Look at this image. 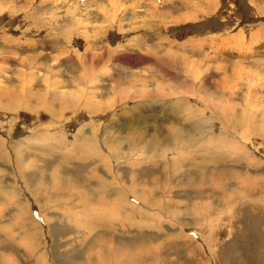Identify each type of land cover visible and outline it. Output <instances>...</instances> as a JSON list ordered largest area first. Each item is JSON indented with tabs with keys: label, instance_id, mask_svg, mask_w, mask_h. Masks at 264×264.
Here are the masks:
<instances>
[{
	"label": "rangeland",
	"instance_id": "374dc122",
	"mask_svg": "<svg viewBox=\"0 0 264 264\" xmlns=\"http://www.w3.org/2000/svg\"><path fill=\"white\" fill-rule=\"evenodd\" d=\"M60 139L99 152V169L60 163ZM55 168L60 185L88 171L107 185L58 194ZM128 251V264H264V0H0V264Z\"/></svg>",
	"mask_w": 264,
	"mask_h": 264
},
{
	"label": "bare ground",
	"instance_id": "6f19581e",
	"mask_svg": "<svg viewBox=\"0 0 264 264\" xmlns=\"http://www.w3.org/2000/svg\"><path fill=\"white\" fill-rule=\"evenodd\" d=\"M229 45V44H228ZM150 51V50H149ZM157 51L158 50H155V51H153V54H154V56H156L157 55ZM166 52V51H165ZM167 54H170V56H172L173 58H174V56H173V54H171V53H167ZM169 56V55H168ZM165 57V56H164ZM169 58V57H168ZM160 61V60H159ZM53 68L54 69H56L57 68V66H53ZM60 75L59 74H57V77L58 78H60L59 77ZM61 79V78H60ZM58 82H60V84L61 83H63V81H62V79L61 80H57ZM75 82H76V85H79L78 87H81L82 89H87L88 88V86L86 87L85 85H83L77 78L75 79ZM63 84H65V83H63ZM87 85V84H86ZM67 86V85H66ZM56 87V86H55ZM161 87V86H160ZM192 87V86H191ZM147 90V89H146ZM190 90H191V88H190ZM147 92V91H146ZM189 92V91H188ZM49 93V92H48ZM149 93V92H148ZM49 94H51V92L49 93ZM68 93H64V96L65 97H63V96H61V97H59V99H58V97H55V95H51L50 97H48V99H44L42 102H41V104H43V106L45 107V111L48 113V114H52L53 112H54V106H55V103L58 101V100H60L61 101V104L64 106V107H66V105H68V103H69V100H66V98L67 97H69L70 96V94H68ZM87 94H91V93H87ZM190 93H188V95H189ZM147 95V94H146ZM163 95V94H162ZM193 95H195V94H193ZM30 96V95H29ZM72 97H73V95H71ZM133 96V95H132ZM81 97V96H80ZM157 97H159V96H157ZM68 99V98H67ZM160 99V98H159ZM165 99V98H164ZM85 100V99H84ZM87 100V99H86ZM80 102V101H79ZM85 102V101H84ZM83 102V103H84ZM167 102V101H166ZM178 102V101H177ZM109 103V102H108ZM72 104H74V102L72 103ZM88 104V103H87ZM111 104V103H110ZM77 105V104H76ZM81 105V104H80ZM20 106V105H19ZM42 106V107H43ZM84 106H85V104H84ZM171 106V105H170ZM61 107V106H60ZM76 107H78V106H76ZM83 107V106H82ZM172 107V106H171ZM170 107V108H171ZM180 107V106H179ZM70 108H71V106H70ZM72 109V108H71ZM75 109V108H74ZM91 109V108H90ZM186 109V108H185ZM77 110H78V108H77ZM83 110V109H82ZM94 110V109H93ZM99 111V110H98ZM39 112V111H38ZM68 112V111H67ZM87 112V111H86ZM95 112V111H94ZM69 113V112H68ZM84 113V112H83ZM59 114V113H58ZM76 114V113H75ZM82 114V113H81ZM90 114V113H89ZM101 114V113H100ZM79 115H80V113H79V111H78V113L76 114V115H73V118L72 119H79L80 117H79ZM56 116V115H55ZM63 116V115H62ZM64 117V116H63ZM78 117V118H77ZM60 119V118H59ZM67 119V118H66ZM65 119V120H66ZM192 120H193V117H192ZM195 121V120H194ZM78 122V121H77ZM191 122H193V121H191ZM68 123V122H67ZM195 126V125H194ZM197 128V127H196ZM196 130H195V127H193V129H192V131H190V133H194ZM76 132V131H75ZM86 132V131H85ZM81 133V132H80ZM84 133V132H83ZM203 133H206V131L205 130H203ZM41 134H43L42 132H41ZM56 134V133H55ZM192 135H194V134H189L188 135V140L190 141L189 143H191V145L193 144V142H191L192 140H194V137L192 138ZM59 136V135H58ZM55 137V136H54ZM77 137V136H76ZM48 138L47 137H45V138H43L42 140H41V142H40V144L39 145H36L37 147H39L40 146V149H42V150H46V152H48L49 151V149H47L48 148V146H47V142H44L43 140H47ZM195 139H196V136H195ZM222 139V138H221ZM219 140V139H218ZM32 141V140H31ZM57 141V140H56ZM63 141V142H62ZM213 141V140H212ZM27 142V141H26ZM214 142H215V140H214ZM216 142H217V140H216ZM220 142V141H219ZM218 142V143H219ZM5 142L3 141V144H4ZM28 143V142H27ZM59 143V146L58 147H60V148H58L59 150H61V149H63L65 152H63V155H61L59 158V162L60 163H62L63 165L65 164V163H67L66 165H68V164H70V162H72V161H74L73 159L74 158H76L78 161H80V162H82V163H90V164H92V165H90V168H91V170L93 171V170H98L99 168H98V166H97V164H99V161H100V159H102L103 157H102V155H100V153L99 152H96V153H94V154H89V155H85V154H82V152H80V150L79 151H77L75 154H76V157L74 156L75 154H70V152H72L73 151V149L71 148V146H70V144H69V142L68 141H66V139H60V142H58ZM61 143H64L63 144V146L61 147ZM207 143V142H206ZM212 142H210V143H208V147H210V144H211ZM82 144V143H81ZM28 145H29V143H28ZM179 147H181V149H184V147H183V144L182 143H180L179 145H178ZM32 147V146H31ZM52 147V146H51ZM90 147V146H89ZM88 147V148H89ZM186 147V146H185ZM3 149H4V146L2 147ZM81 148V147H80ZM79 148V149H80ZM92 148V147H91ZM210 148H212V147H210ZM35 149V148H34ZM54 149V148H53ZM55 150V149H54ZM19 151V150H18ZM28 151V150H27ZM51 151H53L52 149H51ZM6 152V151H5ZM13 152V151H12ZM25 151H23V153L22 154H25L24 153ZM29 152V151H28ZM74 152V151H73ZM85 153H88V151H84ZM177 153V155H176V157H174V159L176 160V161H181L180 159H178L177 157L179 156L178 155V151L176 152ZM66 154V155H65ZM77 154H79L78 156H77ZM6 155H7V159H8V157H9V155L6 153ZM29 155H31V154H29ZM48 156H50V155H48ZM47 156V157H48ZM242 156H244V155H242ZM22 156L20 155V153L19 152H17V154L14 156V160H13V162L14 163H16V165H18L19 163H20V161L23 159V158H21ZM180 158V157H179ZM185 159V158H184ZM187 159V158H186ZM93 160H97L98 161V163H95ZM104 160H105V156H104ZM191 161H193L194 162V160H191ZM94 162V163H93ZM29 164H27V165H29L30 167H28V168H30L29 170H33V169H35V162L32 160V159H30L29 160V162H28ZM194 163H196V162H194ZM21 164H23L22 162H21ZM20 164V165H21ZM33 165H34V168H32L33 167ZM107 165V164H106ZM111 165H112V163H110V165H109V167L107 166V168H104V171H105V173H106V171L108 170V172H109V174L107 175V177H111V178H113V176L115 175V177L118 179V173L117 172H114V171H112L111 169L112 168H110L111 167ZM125 165V164H124ZM24 166V165H23ZM20 167V166H19ZM22 167V166H21ZM102 167V166H101ZM102 169V168H101ZM58 168H55V170L54 171H52L51 172V174H52V181L54 182V190L55 191H57V193L58 194H60V193H64L65 195H69V196H76L77 197V199H79L80 198V196H85V193L87 192L84 188H85V185L86 184H88V183H96L97 185H99V186H102V187H104V186H106L107 184L105 183L106 182V180L105 179H103V173H99L98 171L97 172H95V173H93V174H91V176H90V172L91 171H88V173L87 174H84L83 175V177H79V178H76L74 175H72V174H70L69 175V177H68V175L66 176V177H63V178H67V180L66 181H61V185L58 183H56L57 182V178H59V175H58ZM89 170V169H88ZM115 173V174H114ZM56 176V177H55ZM56 180V181H55ZM112 180H115L114 178L112 179ZM120 181V180H119ZM121 183V182H120ZM106 184V185H105ZM66 185H70L69 187H66ZM41 186V184H39V187ZM90 186V185H89ZM122 188V187H121ZM123 189V188H122ZM115 191H117L116 189H115ZM108 192V191H107ZM122 193V192H121ZM38 194V193H37ZM131 194H132V191H128V192H126V194H125V200H124V206H125V209L126 208H130V209H134V205L133 204H130V203H128V201H127V197L128 196H131ZM35 195H36V193H35ZM87 195V194H86ZM134 195V194H133ZM37 196V195H36ZM106 196H110L109 194H107L106 193ZM133 197V196H132ZM135 198L137 197V196H134ZM89 198V197H88ZM134 198V199H135ZM112 199V198H111ZM136 200H138V201H140V202H142V203H144L145 204V201L144 200H142L141 198H136ZM122 202V201H121ZM87 202H83V204H86ZM117 204H119V205H117ZM121 204L122 203H119L117 200H114V201H112V204H111V210H109V211H111V212H113V210H116L117 211V213H118V211H119V208L118 207H120L121 206ZM150 204V203H149ZM85 211H90L89 209H87V210H85ZM142 212V211H141ZM139 213V214H142V213ZM145 212V211H144ZM111 215H114V213L112 214V213H109L108 214V216L109 217H111ZM143 215V214H142ZM47 216V215H46ZM117 216V215H116ZM125 220L127 219V218H129L128 216H127V214L126 215H124V217H123ZM107 219H111V218H107ZM112 220V219H111ZM119 220H120V218H119ZM47 223H49L48 221H46ZM98 220L97 219H95L94 221H93V224L91 225V226H96V227H98L97 225H98ZM89 225V226H90ZM94 229V228H93ZM90 230H91V228H90ZM110 245V244H109ZM111 247V246H110ZM132 250V249H131ZM134 251V250H133ZM99 253V255H98V258H99V264H109V262H107L106 260H104L103 259V256H102V254L100 253V252H98ZM95 254V253H94ZM110 252H109V254H108V256L107 257H109L110 256ZM114 254V253H113ZM129 256H132V254L128 251V253L127 254H122L121 252H116L115 253V264H128L129 263V261H127V263L125 262V261H122L124 258H129ZM110 258V257H109ZM86 259H88V258H86ZM93 259V258H92ZM119 259V260H118ZM125 260V259H124ZM119 261H121V262H119ZM133 261V260H132ZM95 262H97V261H95ZM130 263H131V261H130Z\"/></svg>",
	"mask_w": 264,
	"mask_h": 264
}]
</instances>
